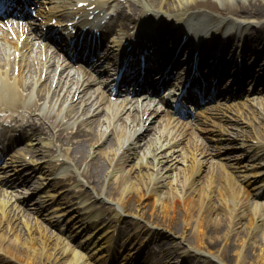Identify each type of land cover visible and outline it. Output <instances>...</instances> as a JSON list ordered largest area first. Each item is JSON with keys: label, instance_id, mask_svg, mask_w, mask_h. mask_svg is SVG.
Here are the masks:
<instances>
[{"label": "bare ground", "instance_id": "obj_1", "mask_svg": "<svg viewBox=\"0 0 264 264\" xmlns=\"http://www.w3.org/2000/svg\"><path fill=\"white\" fill-rule=\"evenodd\" d=\"M87 2L88 5L94 4L92 10L86 9L87 14L99 8L100 10L95 14L97 17L104 9V3H101V0ZM111 2V4H117L115 0ZM135 2L142 10H152L148 19L157 17L153 22L162 18L163 14L181 21L180 15H192L195 12L207 17L208 23L216 27L231 25L237 26L240 30H244V27L255 29L253 32L264 27V0H135ZM111 8L107 7V10ZM238 34L242 35L244 32H238ZM0 57H2L0 58L2 70L0 97L3 93L5 94L8 101L7 107L15 109L20 102L22 110L33 111L42 119L50 109L42 111L41 105H34V103L37 104L40 101L43 104L44 100L50 104L54 103L58 94L56 90L61 89L60 93L63 95L58 102L61 104V101L65 99L64 104L69 102L67 110H63L64 117L70 118L73 109L74 114L78 112L75 115L78 121L74 119L71 128L75 126L73 130L75 135L78 132L82 134L73 136V139L69 138L72 146L65 148V156L62 160L48 162L45 180L51 184L53 191L57 193L62 191L61 199L65 206L70 207L71 205L67 203L75 199H79V203L84 200L86 205L83 210H88L92 216L86 220L87 226H92L99 220L100 223L108 221L107 226L114 227L113 231L114 229L116 231L117 226L125 224L126 230L117 229V232L119 231L117 237L123 238L121 236L123 232L127 235L125 239L130 235L134 237L143 235L140 244L144 242V237L151 236L153 232L151 225L163 227L178 239H175L177 242L162 243L161 247L164 257L172 264L180 263L178 258L183 249L191 256L189 264H217L216 261L207 257L208 254L216 255L225 264H264V228L260 226L261 223L264 225V221L259 222L260 220L255 218V212L251 210L249 214L244 205L237 203L240 191L238 187L230 183L231 180H227L220 169L195 156L192 149L186 154L189 156L190 165L179 166L178 169L173 170L174 166L169 161L179 160L173 155L174 145L168 149L161 147L166 143L171 146V141L159 145L156 143L157 146L153 145L145 149L143 155L137 156L134 161V150L140 144L137 140L148 135L147 129L145 132L142 131L144 125L141 123L114 127L106 138L108 152H105L107 149L104 147L94 149L96 139L104 128L97 129L89 126L84 129L80 123L86 122V115H92L94 110V115H98L100 112L98 107L91 109L93 106L86 103L83 95L75 92L79 91L77 87L74 89V86H69L63 90L64 86L61 85L58 88H52V77L49 71H45L47 82L37 87L30 95L31 87L37 79H40L33 72L34 67L24 64L27 73L25 74L22 70L18 76L11 75L10 78L6 76L4 55L1 50ZM60 83V78H57L55 85ZM19 90H25L26 97L30 100L29 103H25L26 108L22 105L24 95ZM60 93L57 98L61 96ZM73 93L79 95L78 101L71 98ZM48 95L50 97L46 99ZM59 105L58 108H60ZM254 107L243 111L238 117L229 112V116L225 119L229 127L225 140H236L238 147L250 157H256L257 154L264 156V104L259 103ZM243 121L246 123H242ZM137 125L138 128H136ZM123 127L126 130H123ZM135 132L138 133L137 136L135 135L136 138L133 137L130 140ZM219 139L217 137V140ZM65 140L59 141L65 142ZM149 141L154 144L157 138L152 135ZM46 148L44 144L42 153L46 151ZM100 156L105 157L107 167L99 158ZM65 160L72 163V166H69L68 171L61 178L56 179L55 166L57 162L60 165L65 164ZM23 163L27 164L21 160V164ZM77 168L80 170H76ZM16 173H19L18 176ZM32 175H28L26 168L24 171L13 172L8 178L14 185L20 181L27 183ZM229 176L232 178L231 174ZM108 179L115 183L112 184ZM78 206L76 212L81 210L80 204ZM3 208L5 203L1 202V250L19 259L22 264H86L81 259V251L72 249L71 256L66 257L64 255L66 247H62V250L50 248L47 243L48 238L44 236L41 227L38 228L37 234H33L32 230L27 228L23 233L18 232L14 220L7 212L2 213ZM263 211L262 208L261 214ZM96 212H98L97 219ZM238 226L244 227L245 231L236 229ZM113 238L110 232L108 236L99 233L94 239L90 230L87 232L85 241L92 243L93 253H96L112 244ZM97 239L101 241L98 243ZM182 241L186 245L181 246ZM178 244L182 248L178 249ZM102 256L105 258L108 255L102 253ZM126 258L122 257L119 264H124ZM100 260L105 261L103 258ZM0 264L9 263L1 259Z\"/></svg>", "mask_w": 264, "mask_h": 264}, {"label": "rangeland", "instance_id": "obj_2", "mask_svg": "<svg viewBox=\"0 0 264 264\" xmlns=\"http://www.w3.org/2000/svg\"><path fill=\"white\" fill-rule=\"evenodd\" d=\"M153 227H154V235L159 240L172 241L173 239H176L177 238L176 236H174L173 234H171L165 228H161L159 226H154V225H153ZM181 245H186V244L182 241ZM209 257L212 258V261H214V262L216 261L217 264H225L221 259L217 258L216 256L211 255ZM183 258H184L183 259L184 261H188V259H186V256L185 255L183 256Z\"/></svg>", "mask_w": 264, "mask_h": 264}]
</instances>
